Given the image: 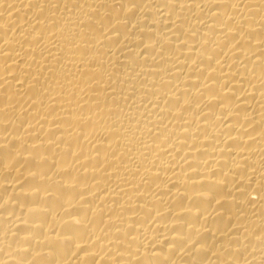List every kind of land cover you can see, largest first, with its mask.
<instances>
[{
  "label": "bare ground",
  "instance_id": "1",
  "mask_svg": "<svg viewBox=\"0 0 264 264\" xmlns=\"http://www.w3.org/2000/svg\"><path fill=\"white\" fill-rule=\"evenodd\" d=\"M0 264H264V0H0Z\"/></svg>",
  "mask_w": 264,
  "mask_h": 264
}]
</instances>
